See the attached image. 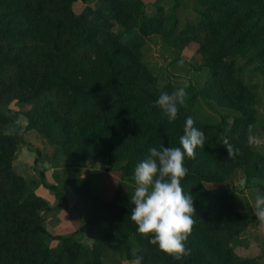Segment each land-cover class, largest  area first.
<instances>
[{"label":"trees","instance_id":"16d2710c","mask_svg":"<svg viewBox=\"0 0 264 264\" xmlns=\"http://www.w3.org/2000/svg\"><path fill=\"white\" fill-rule=\"evenodd\" d=\"M79 1L87 0H0V106L16 101L30 107L22 113L25 126L0 109V264H104L107 247L131 261L143 257L142 264H262L236 253L234 243L250 222L225 178L240 168L247 182L264 181V160L249 139V126L252 136L259 122L258 87L237 78L250 67L264 76V0H197L202 11L196 23L179 30L175 19L163 30L176 48L199 43L197 56L208 72L203 89H186V107L173 123L154 101L176 87L160 88L142 61L146 37L169 17L161 7L147 15L143 0H97L98 7L77 14ZM238 58L245 61L240 67ZM206 94L239 113L230 126L225 117L219 123L201 119L199 98ZM188 116L206 141L195 159H185L189 172L181 183L195 198L196 214L186 242L189 254L180 260L138 232L130 218L133 193L122 185L110 196L99 195L88 180L67 177L84 226L104 224L107 232L92 244L79 241V230L53 235L46 224L53 207L14 170L20 145L36 132L54 148L53 155L64 150L83 165L102 159L107 172L119 171L121 179L134 182L136 165L152 147L179 146ZM225 138L238 149L234 158L228 157ZM38 175L66 209L58 187L44 172ZM259 191L264 196L263 185Z\"/></svg>","mask_w":264,"mask_h":264},{"label":"rangeland","instance_id":"374dc122","mask_svg":"<svg viewBox=\"0 0 264 264\" xmlns=\"http://www.w3.org/2000/svg\"><path fill=\"white\" fill-rule=\"evenodd\" d=\"M147 15L153 16L157 13L158 7H161L165 13V22L162 26H157L159 31L152 32L145 39L142 48V61L150 72L158 79L160 88L171 84L176 88L184 86L185 89L190 86L203 89L206 85L208 72L204 68V62L197 56L199 43H191L184 48H176L165 40L164 32L167 25L172 24L175 19L178 20L179 30L184 29L188 24L196 23L200 18L202 8L197 0H143ZM97 0L79 1L75 6V12L81 13L85 7H98ZM172 41V40H170ZM245 61L241 58L237 60V67L243 65ZM247 71H241L237 78L246 85H256L258 95L257 117L259 122L256 124L251 140L256 145V149L264 160V76L256 73L253 67ZM219 88H217V92ZM30 107L20 104L16 101L9 105H1V111L11 118L21 120L23 126L26 125V119L22 113ZM199 114L205 123H219L222 117L230 126L239 113L228 106H224L215 98L202 95L198 104ZM54 148L43 142V139L36 132L29 133L25 142L19 147L14 160V170L17 174L23 176L29 187L37 188L39 184L38 171L44 172L50 183H53L66 197L67 208L61 214V219L66 220L68 216L82 213L76 207L77 198L72 195V189L67 184V177L83 178L92 185L95 193L108 196L118 185H122L125 191H134V182L121 179L119 171L107 172L108 163L102 159H91L86 165L79 164L67 157L64 150H59L53 155ZM52 151V154L46 158V154ZM39 152L42 155H39ZM36 158H39V164H34ZM50 169L54 170V179L50 175ZM48 175V177H47ZM235 190L234 199L238 205L239 211L245 219L249 220L250 225L241 236L235 241L234 247L238 256L242 258H255L264 264V223L260 222L255 216V199L262 196L259 191L260 185L264 186V181L252 180L246 181V177L240 168H234L225 178ZM52 200L58 203L56 195L51 192ZM62 208V207H61ZM62 211V210H61ZM71 212V214H70ZM46 224L49 231L51 221L47 218ZM57 233V231H56ZM91 238L95 234H91ZM99 236L101 234H98ZM96 237V236H95ZM102 238V237H101ZM100 238V239H101ZM133 249L138 250V244L133 239ZM104 264H131L124 254L116 253L110 248H106L102 253Z\"/></svg>","mask_w":264,"mask_h":264},{"label":"clouds","instance_id":"9594fccd","mask_svg":"<svg viewBox=\"0 0 264 264\" xmlns=\"http://www.w3.org/2000/svg\"><path fill=\"white\" fill-rule=\"evenodd\" d=\"M187 92L184 86L171 93L161 91L154 101V107L166 116L169 123L178 119L180 107H186ZM188 116L184 122L179 146L152 147L149 155L134 169V191L131 200V221L138 232L149 239L158 250L175 260L189 254L186 242L193 232L195 223V198L185 192L181 181L188 175L185 159H195L197 148H204L205 133L195 126ZM252 126H249V139ZM223 145L229 158H234L238 149L225 138ZM255 216L264 223V196L255 199ZM143 257H137L131 264H142Z\"/></svg>","mask_w":264,"mask_h":264},{"label":"crops","instance_id":"0c3cea01","mask_svg":"<svg viewBox=\"0 0 264 264\" xmlns=\"http://www.w3.org/2000/svg\"><path fill=\"white\" fill-rule=\"evenodd\" d=\"M18 153V152H17ZM36 160V159H35ZM34 164L36 162L34 161ZM39 164V163H38ZM42 172V171H41ZM50 175L52 179H54V170L50 169ZM48 177V175H47ZM47 179V178H46ZM48 181V179H47ZM49 182V181H48ZM50 183V182H49ZM53 184V183H51ZM36 194L47 200L51 207H53L52 213H50L47 218L49 217V220L51 221L50 228L55 231L53 233L50 231L53 235H71L77 230H79V241L86 242L88 244H92L95 240L100 239L105 235L107 232V226L106 225H95L90 227H85L84 224L86 222L85 215L81 214H74L71 216H68L66 220L61 219V214L65 212V209L58 207V203L52 200L51 191L45 188L43 185H38L37 188H35ZM62 210V211H61ZM71 214V212H70ZM48 221V220H47ZM57 231V233H56ZM91 234H95L92 239ZM98 234H101L100 236ZM96 236V237H95ZM117 241L116 236L110 237V242L115 243Z\"/></svg>","mask_w":264,"mask_h":264}]
</instances>
